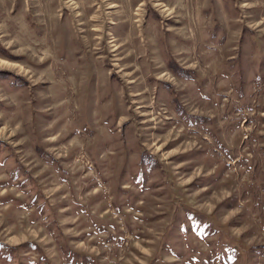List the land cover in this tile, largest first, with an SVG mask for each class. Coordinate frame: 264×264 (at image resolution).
Returning <instances> with one entry per match:
<instances>
[{"label": "rangeland", "instance_id": "374dc122", "mask_svg": "<svg viewBox=\"0 0 264 264\" xmlns=\"http://www.w3.org/2000/svg\"><path fill=\"white\" fill-rule=\"evenodd\" d=\"M0 264H264V0H0Z\"/></svg>", "mask_w": 264, "mask_h": 264}]
</instances>
